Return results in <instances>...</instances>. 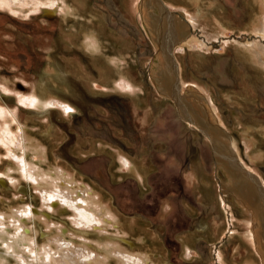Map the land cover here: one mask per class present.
Wrapping results in <instances>:
<instances>
[{"label":"rangeland","instance_id":"rangeland-1","mask_svg":"<svg viewBox=\"0 0 264 264\" xmlns=\"http://www.w3.org/2000/svg\"><path fill=\"white\" fill-rule=\"evenodd\" d=\"M39 1L37 9L0 6V101L7 107L0 114V264H31L32 245L55 248L58 234L105 252V236L76 226L71 209L46 207L13 163V146L25 132L26 158H33V145L43 147L40 168L62 167L99 193L119 219L104 221L103 230L125 250L148 254V264H264L245 237L249 216L235 194L224 192L228 179L214 163V146L155 86L158 48L143 26L140 1ZM159 1L192 24L188 44L172 49L181 94L195 88L192 98L206 119L221 138L229 136L224 149L264 187V65L244 44L264 45L255 31L264 0ZM92 34L94 49L83 44ZM121 78L136 90L116 87ZM22 208L30 211L24 221L11 220Z\"/></svg>","mask_w":264,"mask_h":264},{"label":"bare ground","instance_id":"bare-ground-1","mask_svg":"<svg viewBox=\"0 0 264 264\" xmlns=\"http://www.w3.org/2000/svg\"><path fill=\"white\" fill-rule=\"evenodd\" d=\"M139 1L138 12L142 18L145 31L153 37V41H151L158 48L159 63H157V72L155 73V77H157L155 86L159 89L161 95L173 100L181 118L198 127L209 139L212 147L214 146V163L228 179L224 192L235 194L238 203L249 216L245 221L248 225L245 237L256 247L264 263V187L260 179L248 176L249 172L234 155L235 153L224 149L222 145L223 137L227 138L228 144H230L229 136L224 132L221 138V133L218 129L213 128L206 119V113L202 106L198 104L197 100L193 99L195 97L193 94L195 88L187 87L186 95H182L180 91L181 79L178 76L172 49L176 44L181 46L188 44V33L189 31L191 33L189 26L192 24L187 22L182 13L178 12L179 17L170 12L159 0ZM40 2L39 0H0V6L15 10L22 3L37 9L38 6H41ZM65 12L66 14L70 12V8L65 7ZM255 31L264 35V16L261 17L259 26L255 28ZM83 44L87 48L94 49L97 45V37L95 34L85 37ZM244 44H246L247 48L250 46L251 54L260 64L264 65V45L258 41L253 42V44L252 42ZM156 60L158 61V58ZM115 86L129 91H134L137 88L129 80L124 79L116 83ZM29 101L32 105L37 102L35 97H32ZM46 104L60 105L62 108L64 107V110H70L68 105L55 100H50ZM8 110L11 111L9 108ZM5 113H7V107L0 101V114L5 115ZM24 134L21 139L15 140L16 143L10 155L13 156V163L18 166L19 172L23 173L25 178L30 180L39 190L43 204L48 208L57 206L63 209H71L72 220L76 226L84 229H94L97 233L105 236L102 243L105 252L104 255H101L87 245L90 243L85 238H82L80 243L75 244V240L72 242L71 237L68 238V236L58 234L51 240L52 243H55V248H52L51 245H45L42 251H39L38 246L32 245L36 258H32L31 264H107V254L112 255L118 261V264H148L150 261L148 254H135L125 250L115 240V237L107 234L106 229H104L105 231L103 230L105 227L104 221L116 224L119 219L109 205L103 202L99 193L77 183L73 175H70L62 167H55V170H53L54 168L47 170L40 168L36 161H43L45 157L43 147H35L33 145L34 155H31L33 158L31 160L26 158L27 150L31 146L28 147L27 144L30 138H27ZM229 149L234 151L231 146ZM118 156L121 165H125L128 168L133 165L124 155L119 153ZM34 158L36 160H33ZM19 178H17V181ZM16 211L11 220H18L17 222L20 224L24 221L27 213L30 212L23 208ZM256 224L257 226L255 227ZM20 239L27 242L25 236L20 235Z\"/></svg>","mask_w":264,"mask_h":264},{"label":"water","instance_id":"water-1","mask_svg":"<svg viewBox=\"0 0 264 264\" xmlns=\"http://www.w3.org/2000/svg\"><path fill=\"white\" fill-rule=\"evenodd\" d=\"M0 182H1V183H4V181H3V180H2V181L0 180Z\"/></svg>","mask_w":264,"mask_h":264}]
</instances>
